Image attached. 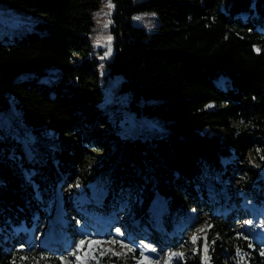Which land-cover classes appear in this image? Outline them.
<instances>
[{
  "label": "trees",
  "instance_id": "trees-1",
  "mask_svg": "<svg viewBox=\"0 0 264 264\" xmlns=\"http://www.w3.org/2000/svg\"><path fill=\"white\" fill-rule=\"evenodd\" d=\"M8 2L44 16L26 32L0 38V264L35 263V249L20 238L26 232L16 230L36 214L52 217L58 187L74 181L106 188L102 202L88 203L93 214L106 215L120 198L141 223L160 195L166 231L189 209L207 207L214 264H264V241L238 223L243 202L264 208V174L249 159L252 149L264 153V0H114L104 75L121 74L127 106L165 128L132 139L99 131L109 122L90 32L101 0ZM141 10L158 13L152 33L133 21ZM219 76L226 77L222 85ZM20 120L18 132H35L23 138L32 143L30 156L12 132ZM48 131L53 140L40 136ZM209 183L226 186L238 206L213 212ZM101 252L90 264H130Z\"/></svg>",
  "mask_w": 264,
  "mask_h": 264
},
{
  "label": "rangeland",
  "instance_id": "rangeland-1",
  "mask_svg": "<svg viewBox=\"0 0 264 264\" xmlns=\"http://www.w3.org/2000/svg\"><path fill=\"white\" fill-rule=\"evenodd\" d=\"M107 2L108 0H101L100 6L93 10L94 24L90 32L92 42L95 45L90 55L97 57L99 60L95 67L99 71V80L103 91V97L99 103L103 111L107 113L109 122L108 126L100 128L99 131L114 130V132L121 134L124 139H132L138 136L151 138L164 132L165 128L157 122V119L145 115H135L134 111L127 106V103H129L128 92L120 89V83L123 78L121 74L104 75L107 70L106 61L110 59V56L105 59H101V57L104 56L107 50L105 40L107 36L111 35V23L108 24L107 28L104 27V24L109 20L112 22L111 15H105L109 11L106 6ZM111 3L114 5V0H111ZM153 13L155 15H152ZM43 16L42 13L35 12L30 8L14 5L9 3L8 0H0V38H12L14 34L20 35L26 32L27 29L41 21ZM137 16L141 17V19H135ZM133 21L144 26L149 33L155 31L160 23L156 10L135 12ZM97 40H100L101 43L97 44ZM225 79V76H219L216 80L218 84L222 85ZM212 105L213 103H208V107ZM24 124L22 120L16 122L12 132L14 136L21 140L22 147L25 149L26 154L30 156L32 143L29 141L31 145L28 147L23 138H34L35 132L27 128L18 132L16 126L23 127ZM1 125L7 131L9 127L8 119L1 117ZM40 136L49 140L55 138V134L51 131L40 134ZM53 145L50 143L49 147L52 149ZM262 158H264V153L259 148L252 149L249 152L251 164L264 174V159ZM77 184H79V187H76ZM209 189L208 194L212 199L211 203L216 200V206L212 207L213 212L227 214L238 206L226 186L221 190H217L214 187ZM106 194V188L95 182H91L87 186L77 181L60 185L55 203V210L58 212V216H56L55 212V215L47 219L36 214L33 217L35 222L31 226L24 225L22 230H20L21 228L16 230L18 235L21 232H26V235L23 234L20 238L27 246L35 249L37 259L34 264H56L58 262L60 264H90L96 260V251L107 252L108 250H111L108 252L112 254L118 253L119 255L117 256L129 261L130 264H137V261L141 259V251L145 248L155 249V251H145V255L149 257L151 264H166V261L168 264H187L185 263L186 254L187 257L193 260L190 264H214V261L210 259L211 253L206 231L209 217L207 207L189 209L186 219L176 222L171 231H166L162 225L164 230L161 228L162 230L157 232L155 229H149L145 232L142 227L148 229L150 224L147 223V219L141 223L137 216L130 213L126 200L117 199V206H113L107 215H96L86 209L88 203L102 202ZM65 200H68V206H65ZM159 200H163L160 195L157 198V201ZM244 208L245 204L243 202L241 205V210L243 211L239 216L238 223L253 238L264 241V227H261V225H264V208L258 207L253 201L251 202L250 211H245ZM149 211L150 213L146 218H154L156 215L160 217L156 204L151 206ZM78 212L88 217V219L79 217ZM111 216L115 217V221L112 223L109 221ZM248 221H251V224L246 223ZM108 222V227H106ZM59 224H65L70 227L75 236H70L68 230L60 231L57 228ZM54 225H56V228L53 227ZM129 225L138 226L137 229L140 230L138 235L133 233V229H130ZM116 228L121 229L122 235L115 232ZM51 229H54L56 234L62 238V241L50 245L46 243V246H43V243L48 240V237H46L47 232L49 234ZM194 236L198 237L195 243L192 241ZM64 238L65 246L61 244L64 242ZM128 238H131V241ZM81 240H85L86 244L78 250L76 245ZM92 240H99L104 243L93 245L92 248H89L87 242ZM113 240L117 242L113 243ZM121 242L127 247H122ZM205 244L207 245L206 249ZM130 249L138 250L140 256L132 255L133 252ZM172 253L177 255L170 259V254ZM180 253H183V255H179ZM57 254H62L59 259L55 257ZM77 256L81 257L79 261L76 259Z\"/></svg>",
  "mask_w": 264,
  "mask_h": 264
},
{
  "label": "snow or ice",
  "instance_id": "snow-or-ice-1",
  "mask_svg": "<svg viewBox=\"0 0 264 264\" xmlns=\"http://www.w3.org/2000/svg\"><path fill=\"white\" fill-rule=\"evenodd\" d=\"M106 6H107V8H108L109 11H108L107 13H105V15L110 16V15H111V10H112V8L114 7V5L111 3V0H108ZM136 19H141V17H136ZM109 23H111L110 20H109L107 23L104 24V27L107 28ZM111 41H112V36H111V35L107 36V37H106V40H105V43H106V46H107V50H106L104 56L101 57V59H105V58H107V56H109V55L111 54ZM96 43L99 44V43H101V41H100V40H97ZM256 50L259 52V49H256ZM262 159H264V158H262ZM76 187H79V184H77ZM246 223L251 224V221H248V222H246ZM261 227H264V225H261ZM115 232H116L117 234H119V235H122V233H121V229H120V228H116V229H115ZM197 239H198V237H195V236H194V237L192 238L193 243H195ZM112 242L115 243V242H117V241L113 240ZM87 243H88V247H89V248H92L93 245H101V244L104 243V242H103V241H99V240H92V241L87 242ZM85 244H86V241H85V240H81V241L76 245V248L79 250V249H81ZM121 245H122V247H127L126 245H123L122 242H121ZM206 247H207V245L205 244V249H206ZM249 247H252L251 243L249 244ZM130 250H131V251H135V249H130ZM149 250H150V251H155V249H148V248L143 249V250L141 251V259L137 261V264H151V262H150V260H149V257H148L147 255H145V251H149ZM108 251H111V250H108ZM104 254H105V253H104L103 251L100 253L101 256H103ZM114 254L119 255L118 253H114ZM238 254H239V252H238ZM261 254L264 255V252H262ZM73 255H75V253H73ZM176 255H177L176 253H172V254H170V259H171V257H174V256H176ZM179 255L182 256L183 253H180ZM76 259L79 261V260L81 259V257H80V256H77ZM166 264H168L167 261H166Z\"/></svg>",
  "mask_w": 264,
  "mask_h": 264
},
{
  "label": "bare ground",
  "instance_id": "bare-ground-1",
  "mask_svg": "<svg viewBox=\"0 0 264 264\" xmlns=\"http://www.w3.org/2000/svg\"><path fill=\"white\" fill-rule=\"evenodd\" d=\"M210 190V189H209ZM83 218V217H82ZM155 219H160V217H158V215H156V217H154V218H149L148 219V222L147 223H149L150 224V227H148V229L147 230H149V229H155V230H157V232L159 231V227L156 225V223H155ZM109 221L112 223V222H114L115 221V217L114 216H111L110 218H109ZM108 224H109V222L107 223V225H106V227H108ZM53 227H55L56 228V225H54ZM46 237H48V232H47V236ZM178 237V236H177ZM47 239V238H46ZM62 238L57 234V242H61L62 240H61ZM46 243H48L49 245L50 244H52V242L51 241H49V240H47V242L45 241L44 243H43V246H46ZM61 244H63L64 246H65V244H66V242H65V238H64V242L63 243H61ZM49 245H47V246H49ZM46 248V247H45Z\"/></svg>",
  "mask_w": 264,
  "mask_h": 264
},
{
  "label": "water",
  "instance_id": "water-1",
  "mask_svg": "<svg viewBox=\"0 0 264 264\" xmlns=\"http://www.w3.org/2000/svg\"><path fill=\"white\" fill-rule=\"evenodd\" d=\"M209 186H210V187H213V185H212L211 183H209Z\"/></svg>",
  "mask_w": 264,
  "mask_h": 264
},
{
  "label": "clouds",
  "instance_id": "clouds-1",
  "mask_svg": "<svg viewBox=\"0 0 264 264\" xmlns=\"http://www.w3.org/2000/svg\"><path fill=\"white\" fill-rule=\"evenodd\" d=\"M152 15H155V14L153 13ZM137 17H139V16H137ZM135 19H136V17H135Z\"/></svg>",
  "mask_w": 264,
  "mask_h": 264
}]
</instances>
